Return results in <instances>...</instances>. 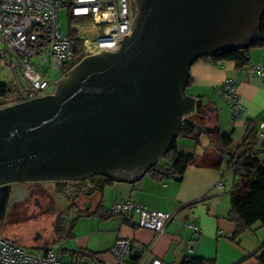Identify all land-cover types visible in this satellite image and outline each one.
<instances>
[{
	"label": "water",
	"instance_id": "obj_1",
	"mask_svg": "<svg viewBox=\"0 0 264 264\" xmlns=\"http://www.w3.org/2000/svg\"><path fill=\"white\" fill-rule=\"evenodd\" d=\"M130 3L117 51L81 59L54 94L0 108V184L138 180L201 108L185 94L191 64L232 48L244 54L264 16V0H137L136 13Z\"/></svg>",
	"mask_w": 264,
	"mask_h": 264
},
{
	"label": "crops",
	"instance_id": "obj_2",
	"mask_svg": "<svg viewBox=\"0 0 264 264\" xmlns=\"http://www.w3.org/2000/svg\"><path fill=\"white\" fill-rule=\"evenodd\" d=\"M248 55V63L241 67L237 66L234 60L218 63L204 59L196 60L189 69L192 83L185 88L192 91L185 90L187 96L202 99V111L207 114L204 118L206 126L218 127L221 132L231 133L232 137L234 133L237 134L238 141L235 142L233 138L231 148L240 143L249 120L256 128L260 123H264V78L258 77L250 70V64L264 63V48H252ZM227 77L237 78V91L245 108V113L235 121L230 119L228 107L220 94L221 84ZM206 91L208 94H205ZM192 115L197 117L196 111ZM176 139L178 152L200 158L209 149L214 152L215 157L219 156L213 148H209L212 142L206 134H201L198 143L181 136ZM162 157L161 155L160 158ZM225 162L220 168L189 165L180 178L162 181L154 180L146 173L132 183L112 178L113 183L104 188L102 196L97 192L91 197H86L83 207L91 211L102 200L105 209H109L114 201L130 199L152 209L175 211L174 220L167 225L163 234L156 235L151 230L138 227L136 213L128 219L121 215L104 219L95 216L97 223L94 224L93 221L90 231L93 236L77 235L74 238L76 248L68 249L63 246V249L97 253L98 258L85 255H76L73 258L82 264H91L94 260L102 264H114L115 258L109 249L122 237L129 238L140 249L150 248L151 252L161 259L162 264H178L183 257L190 254L214 259L215 264L239 263L264 243V228L247 231L242 235L239 244L229 239L228 236L235 226L226 218V214L230 207V191L234 180L232 172L225 170ZM219 181L224 183L222 190L217 187ZM91 199H94L93 202ZM186 223L194 224L198 230L186 226ZM103 240L107 242L103 243ZM64 256L72 258L66 253ZM254 262V259H249L245 264Z\"/></svg>",
	"mask_w": 264,
	"mask_h": 264
},
{
	"label": "built area",
	"instance_id": "obj_3",
	"mask_svg": "<svg viewBox=\"0 0 264 264\" xmlns=\"http://www.w3.org/2000/svg\"><path fill=\"white\" fill-rule=\"evenodd\" d=\"M69 8L71 17L88 18L78 25L76 36L82 41L81 58L96 54L100 49L117 51L124 35L132 25L130 0H0V66L10 70L13 84H8L7 94L0 98V108L43 95L54 94L55 81L63 77L67 67H72L78 54L77 41L60 31L59 9ZM249 59V55L246 54ZM250 70L264 78V63L250 64ZM60 71L52 80L49 74ZM7 90V89H6ZM220 94L231 119L238 120L245 108L237 91V78L227 77L222 82ZM264 123L256 128L259 143L264 145ZM171 179L176 177L172 176ZM224 188L223 181L217 184ZM109 210L128 219L136 213L137 225L153 231L165 232L174 220L175 211L152 209L130 199L114 201ZM186 226L198 230L194 224ZM60 242L48 244L40 250H30L24 245L0 235V264H82L64 256ZM109 252L114 264H162L151 249L136 247L129 238H118ZM91 264H102L94 260Z\"/></svg>",
	"mask_w": 264,
	"mask_h": 264
},
{
	"label": "trees",
	"instance_id": "obj_4",
	"mask_svg": "<svg viewBox=\"0 0 264 264\" xmlns=\"http://www.w3.org/2000/svg\"><path fill=\"white\" fill-rule=\"evenodd\" d=\"M86 19L88 18L86 17ZM68 35L77 41L76 53L78 57L75 62H78L81 60L82 41L77 38L75 29H71ZM241 44L245 45L244 54H240L237 48H232L216 55L201 56L200 59L209 60L212 63L234 60L239 67L247 64L249 59L246 58V54L252 48H264V16H262L255 34ZM70 68H72V64L67 67V71ZM191 83L189 76L185 82V88ZM6 87H8V84L0 81V98L5 97L7 91H10ZM196 113L197 117L192 114L184 117L178 136L198 143L201 134L208 135L212 142L209 148L211 150L213 148L217 152L218 158L209 149L200 158L195 155L178 152L177 139H174L169 149L162 155L164 161L160 163L157 161L152 166H149L145 173L154 180L162 181L170 179L171 175L180 178L189 165H207L220 168L223 162L226 161L225 170L232 172L234 180L233 188L230 191V207L226 218L234 224L235 228L228 237L235 244H239L242 235L247 231H252L258 227L264 228V145L259 143L256 125L249 120L241 136L240 143L235 148H231L233 142L231 133L221 132L217 127L215 135H211L205 129L204 118L207 117L206 112H203L201 107L196 110ZM112 183L113 179L110 177L91 174L88 178L77 180L73 184L68 181H57L55 183V191L58 194L67 195L71 204H74L80 195L91 197L98 192L102 196L104 188ZM90 212L101 219L118 215L109 209H105L102 200ZM46 246L39 248L43 249ZM63 252L72 258H75L76 255L98 258L97 253L84 250L72 251L64 249ZM249 259H254L255 262L252 264H264V243L259 245L255 252L248 254L247 257L236 264H245ZM178 264H215V260L190 254L183 257Z\"/></svg>",
	"mask_w": 264,
	"mask_h": 264
},
{
	"label": "rangeland",
	"instance_id": "obj_5",
	"mask_svg": "<svg viewBox=\"0 0 264 264\" xmlns=\"http://www.w3.org/2000/svg\"><path fill=\"white\" fill-rule=\"evenodd\" d=\"M84 20L89 21L86 18L71 17L67 6H62L59 9L60 31L62 34H69L71 29L77 28ZM60 75V71H52L49 77L54 80L59 78ZM0 81H4L9 85L13 84L10 70L6 66H0ZM185 90L186 92H192L191 89ZM205 94H208V91ZM229 115L231 119L230 112ZM233 138L235 142L238 141L236 133H234ZM163 161V158L158 159L159 163ZM76 181L69 180L68 182L73 184ZM39 184L40 187L48 191L53 197L54 207H51L49 210L47 209V204L52 201H50L47 193L41 194V208H36L30 204L29 206L15 209L13 213L7 210L3 221L0 222V235L9 240H15L30 250L35 251L40 250L39 247L45 244L57 242H60L62 246L68 249L76 248V243L74 242L75 236L83 234L91 235L90 231L93 228V221H95L94 224L97 223L95 215L83 207L86 197L80 195L75 200V203L71 204L67 195H61L55 191L52 182L42 181ZM93 200L91 199L90 201L93 202ZM60 209L62 210L59 212ZM90 238L94 239L95 237ZM106 242V240H103V243Z\"/></svg>",
	"mask_w": 264,
	"mask_h": 264
},
{
	"label": "flooded vegetation",
	"instance_id": "obj_6",
	"mask_svg": "<svg viewBox=\"0 0 264 264\" xmlns=\"http://www.w3.org/2000/svg\"><path fill=\"white\" fill-rule=\"evenodd\" d=\"M134 13L137 11V0H132ZM123 173H130L129 171ZM46 180H28V181H14L6 185L0 184V222L3 221L7 210L13 213V211L22 206H29L30 204L34 207L41 208V194H47L50 199V203L47 204L49 210L53 205V197L44 188L40 187V182ZM69 181V180H61ZM54 184L57 181H49ZM62 209L59 210V212Z\"/></svg>",
	"mask_w": 264,
	"mask_h": 264
}]
</instances>
